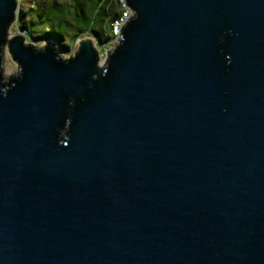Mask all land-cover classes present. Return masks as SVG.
<instances>
[{"label":"water","instance_id":"obj_1","mask_svg":"<svg viewBox=\"0 0 264 264\" xmlns=\"http://www.w3.org/2000/svg\"><path fill=\"white\" fill-rule=\"evenodd\" d=\"M124 3L100 62L0 0V264H264V0Z\"/></svg>","mask_w":264,"mask_h":264},{"label":"trees","instance_id":"obj_2","mask_svg":"<svg viewBox=\"0 0 264 264\" xmlns=\"http://www.w3.org/2000/svg\"><path fill=\"white\" fill-rule=\"evenodd\" d=\"M22 3L28 9H21L17 26L26 30L27 39L51 40L63 50L85 34L97 45L106 47L113 38L111 24L122 9L119 0H22ZM48 26L51 30L46 32ZM66 34L70 35L68 45Z\"/></svg>","mask_w":264,"mask_h":264},{"label":"rangeland","instance_id":"obj_3","mask_svg":"<svg viewBox=\"0 0 264 264\" xmlns=\"http://www.w3.org/2000/svg\"><path fill=\"white\" fill-rule=\"evenodd\" d=\"M20 4H21L24 11H26L28 9V5L26 3H20ZM16 21H17V23L19 22L18 19ZM46 24L49 25L48 23H46ZM48 27H49V29H46L45 30L46 32L51 30V27L50 26H48ZM12 32H13V30L11 31V33ZM69 36L70 35H68V34L65 35V44L66 45H68L70 43ZM86 38H90L94 42V45L98 49L100 62L104 58L105 52L108 49H110L111 47H113V45H111V44H108L106 47H101L95 43V41L93 40V38L91 36L86 35V34L83 35L82 37H80L79 39L81 40V39H86ZM36 41L37 42H35V44L41 45L43 43V41H45V40L37 39ZM57 45L60 47L59 44H57ZM76 50H77V42H75L72 45H69L68 49H66V50L60 49L59 54L62 58H68V57L72 56ZM3 72H4V77H8V76L13 75L17 72L16 65L10 60V58L7 54H5V56H4Z\"/></svg>","mask_w":264,"mask_h":264},{"label":"built area","instance_id":"obj_4","mask_svg":"<svg viewBox=\"0 0 264 264\" xmlns=\"http://www.w3.org/2000/svg\"><path fill=\"white\" fill-rule=\"evenodd\" d=\"M119 2L121 4V6H122L121 12H120L119 16L116 19H114V21L111 24V34H112L113 38H112V40L110 41L109 44H111L113 46L116 43V40H117V38L119 36V33H120V30H121L122 26L125 24V22L131 16V12L125 6L124 0H119ZM17 3H18V8H21V4L20 3H22V0H17ZM12 30H13L12 33H15V32H18V30H20V28H18V26H16V23H15V26L12 28ZM21 32L24 35L27 36L26 30H21Z\"/></svg>","mask_w":264,"mask_h":264},{"label":"crops","instance_id":"obj_5","mask_svg":"<svg viewBox=\"0 0 264 264\" xmlns=\"http://www.w3.org/2000/svg\"><path fill=\"white\" fill-rule=\"evenodd\" d=\"M21 9H23L22 6H21Z\"/></svg>","mask_w":264,"mask_h":264},{"label":"clouds","instance_id":"obj_6","mask_svg":"<svg viewBox=\"0 0 264 264\" xmlns=\"http://www.w3.org/2000/svg\"><path fill=\"white\" fill-rule=\"evenodd\" d=\"M21 9V8H20Z\"/></svg>","mask_w":264,"mask_h":264}]
</instances>
